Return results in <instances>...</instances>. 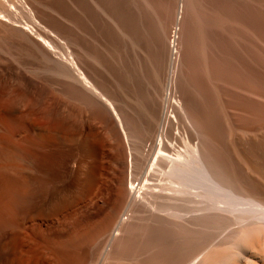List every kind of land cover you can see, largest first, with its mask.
<instances>
[{"label":"bare ground","instance_id":"bare-ground-1","mask_svg":"<svg viewBox=\"0 0 264 264\" xmlns=\"http://www.w3.org/2000/svg\"><path fill=\"white\" fill-rule=\"evenodd\" d=\"M54 1L55 0H0V34H4V35L9 34V36L7 38L9 40V42L8 41L5 42L4 40H2L4 46H0V54L2 53V55L4 54L7 56L11 55L13 57H11V56L10 57L14 58V56H15L14 52H17V51H12L13 49L15 50V48H13V47H16L17 48L16 50H18L19 48H20L19 50H21V48H22L23 53H24V50H27L25 52L30 53L35 59L37 57V59H36L37 62H38L39 58L42 59L43 63L40 61V59H39V62H41V64H43V65H41L38 62L40 64V67L42 66V68H37L39 64H37V67L35 68V66L33 64H30V65H33V66H31V68L29 66V68L31 69V71L29 69L30 74L27 73L28 69L27 70L24 69V68H27L28 66L27 67L25 66L23 68L25 70V72L27 74H29L30 76L32 75L31 78L33 76H34L33 78L38 77L37 80L40 82H41L40 76L48 77L46 79L47 80L49 79V81L51 82L50 84L52 85L54 90L56 87L55 85H59L60 82H62L61 84H63V85L66 84V87L68 86L69 89L66 88L65 86H63V87L66 88L67 90L71 91V94H70L71 100H70V105H68V106L70 107V111L72 112V116H73V114L77 113L78 108L81 111H83V110L85 111V109H82L81 105L83 107L84 106L91 107L92 110L93 109L95 110L94 114L93 113L91 114L89 121L85 120L84 122H82V124H79L77 121L80 119H77V120L73 119V121H71L72 122L71 123V125H72L71 129L72 130H70V133L77 134L79 132H83V133H85V136H86L93 127H95V128H96V126L102 127L103 131L98 132L97 133V134H99L98 136H96L97 134L95 136H93V137H97L96 142L98 144H102V143H104L103 141H104L105 136H107V138H109V134L105 129L107 127L106 126L107 123H111V125L116 126L118 128V130L121 131L123 137L128 141V143H127L128 144V152H127V158L125 156L126 161L124 163V167H123L124 169L120 170V173L118 175H115L116 173L114 174L113 171H111L112 173L110 172L111 174H110V176L108 175L109 177L107 178V185H110L111 187L110 188L107 187L105 195L102 196V194H101L100 195L101 197H98L97 201H95V202H97L98 205H97L96 211L94 213V219H93L94 228L97 230V232L99 234V238L102 241L105 240L106 242H109L112 244L115 240L122 239V238L126 237V232H128L127 231L128 225H130V226L131 225H135V226L138 225V226H141L140 230L142 229V227H143V230L146 227L145 230H147V228H149L151 231H154L156 233L157 232L161 233V231H164L166 233V235H161V237L165 236L164 240L167 242V244H165L164 241H163V243L161 242L160 243L161 246L165 245V247L159 246L162 249L158 247L159 251H155L154 254L152 255V257L148 258L149 259L148 261L137 260V261H134L132 263L119 262L117 264H264V179L263 180L261 179L259 181H252L251 179H249V176H247L248 178H245L246 176L243 177L242 175H240L241 174L240 170H238V172H237L235 168L228 167V166H225V165L218 163L215 160L213 154L211 153V150L209 152V151L205 150L204 147L202 148L201 146H199L200 142L198 143L199 139L197 140L198 135H196L197 132H196L195 126L191 125L192 123L185 126V120L187 118V115L184 114L185 112L183 110V104L185 102L184 87H186V86H183V82H182L183 80L182 81L180 80L182 82V83H180V81L176 79V75H175V69L177 67V64H175L176 60L173 63L175 65H173L172 62L170 63L172 55H170V56L168 55L169 50L171 49L170 43H168L169 41L167 42L168 44H166V39L167 38L169 39L170 35H167L168 37L163 36V39H162V42L160 43V45L158 43H156L157 46L159 47V50H158L159 53L156 54L157 56L156 55L151 56L149 59L145 58V56H146L145 49L147 46H145L142 41H143V39L145 41L148 40L149 34H151L150 32H152L151 31L152 25H150L151 23L149 22L150 21L149 20L150 13L148 12L149 6H148L147 0H144L145 5H144V8L142 7L143 10L140 11V9H139L137 14L134 16L135 18L133 17L134 18L133 22L129 21V23H125L126 18L124 20L123 19L124 17L122 18L121 16H118L119 14L118 15L116 14L114 9L112 8V7H114V5L111 7V5H109L107 3V0H61L64 2V5H65L64 8H60V6L59 7L53 6L52 3ZM191 1H193V0H191ZM197 1L199 2V0H197ZM235 1H237V3L240 2V0L239 1L235 0ZM112 2H113V0H112ZM183 2H187V1L183 0ZM198 2H196V3H198ZM196 3H194V1H193V4H196ZM204 3H206V1ZM204 3L203 4L200 3V5L198 4V6L201 7V4H202V6H206V4H204ZM58 4H59V2H58ZM128 4L129 3H127V6H128ZM225 4H227V3H225ZM141 5H142V3H141ZM221 5H222V3H221ZM231 5H233V4H230V6ZM180 6H181V4H180ZM198 6H196V7L200 11L207 9V7H206L205 9L203 8V10H201L202 7L199 8ZM213 6L214 5H212V7ZM230 6L228 7V9L231 8ZM185 7L188 8L187 5ZM190 7H193V12H194V10H196V7H194L192 5H190ZM222 7H220L221 10H222ZM233 7L234 6H232V8ZM198 9L196 11H198ZM220 9L216 10L217 13L215 15L218 14V10L220 11ZM223 9H225V7H223ZM151 10H155V9H153V7L151 6ZM189 11H190V9H189ZM212 11H213V13L212 12L211 13L214 14V10H212ZM222 11H224V10H222ZM153 12H155V11H153ZM157 12L159 13L160 11H157ZM173 12L174 11H172V13ZM221 12H219V14ZM125 13H128V12H125ZM209 13H210V11H209ZM176 14H177V12H176ZM185 14L188 15V11ZM225 14H226V12H225ZM122 15H124V14H122ZM156 15L158 17L157 13H156ZM159 15H160V13H159ZM166 15H167V13H166ZM197 15L199 17L200 12ZM161 16H163V14ZM221 16H222V14L217 15V17L219 18L220 21H221ZM223 17H226V15L225 16L223 15ZM234 17H232V18H234ZM236 17H238V16H236ZM163 18H165V16ZM172 18H173V16H172ZM179 18H181V17L179 16ZM47 19L50 22H53L54 24H56L58 27H60L62 29V31L65 33V36L62 37L61 36L62 33L60 35V32H59V30H57L58 27L56 25L52 26L49 23H47L48 21H45ZM159 19H157V20L159 21ZM198 19H200V17L196 18V20H198ZM227 19H230V16ZM227 19L224 18V21L227 22ZM161 21L162 20H160L158 23L159 24L164 23V24H162V27H163V30H165L168 26L166 25V22H161ZM193 21H194V19H193ZM241 22L243 23V25H245L244 24L245 22H243L242 20L240 21V23ZM235 23H236V21H235ZM235 23L233 22L232 25H235ZM198 25L196 24L195 26H193V28L195 27V30H197L198 28L196 29V26L199 27ZM226 25H229V24H226ZM240 25H242V24H240ZM243 25L241 26L242 29L244 27ZM222 26H224L223 23H221V27ZM54 28H56V29H54ZM172 28H174V27H172ZM200 28H202V27L200 26L199 29ZM240 28H239V30H240ZM233 29H234V27H233ZM235 29H237V28H235ZM159 30H161V29H159ZM239 30H238V33L240 34L241 31H239ZM153 31L155 32V29ZM166 31L165 32L162 31V33H165V35H166ZM200 31L202 32L203 30H200ZM213 31H215V30H213ZM245 31H247V30H245ZM245 31H243V32H245ZM195 32H198V31H195ZM259 33H261V32H259ZM167 34H170V32ZM256 34H255V36H256ZM214 35H215V33H214ZM214 35L212 37H214ZM241 35H242V33H241ZM243 35H245V34H243ZM204 36L205 35L202 36L203 39H205ZM215 37H216V35H215ZM197 38H195L196 41H197ZM260 38H262V37H260ZM216 39H218V37H216ZM256 39H258V37H256ZM196 41L193 45H194V47L197 46V50H199L200 48L198 49V47H200V46H198V44L196 45ZM220 41H221V39H220ZM193 42H194V40H193ZM224 42H226V41H224ZM240 42L241 41H239V43ZM192 43H190V45ZM243 43L245 45L247 44L245 42H243ZM220 44H223V43L221 42ZM205 46H207V45L205 44ZM251 46H253V44ZM251 46H249V47H251ZM258 46H260V45H258ZM258 46H257V48H258ZM209 47L212 48L213 46L209 45ZM209 47L207 46V48H209ZM234 47L235 46L233 45V48ZM238 47H239V45H238ZM190 48H192V47H190ZM226 48H228V47H226ZM255 48H254V50H256ZM193 49L196 50L195 48H193ZM201 49H202V53H203V55L201 53V56L204 57V54H206V52L204 53V51H206L208 49L204 48L206 50L203 51V45L202 44H201ZM19 50H18V52H19ZM190 50L192 51V49H190ZM194 50H193V52H194ZM229 50H230V48L228 49V51ZM258 50L260 51V49H258ZM10 52H13V53H10ZM152 52H154V51H152ZM155 52L157 53L156 49H155ZM193 52H190L191 56H192V54H194ZM239 52H240V50H239ZM197 53H198V51H197ZM258 53H260V52H258ZM261 53H262V51H261ZM188 54H189V51H188ZM195 54H196V52H195ZM198 54H200V53H198ZM151 55H152V53H151ZM214 55H215V53H214ZM238 55H240V54H238ZM25 56H27V54ZM30 56H28V58L27 59L25 58L24 60L28 61L29 58H31V60H33L32 59L33 57H30ZM20 57H21V55L16 59L21 60ZM169 57H171V58L169 59ZM11 58H8V60ZM243 58H244V56H243ZM5 59H7V58H3L2 60L1 59L0 60L3 61ZM245 59H246V57H245ZM180 60H181V58H180ZM1 61H0V68H1V63H2V65L7 67V64L5 62H1ZM192 61H194V60H192ZM195 61H197V60H195ZM205 61H207V58ZM17 62L15 64H17ZM33 62H36V61H33ZM182 62L183 61H181L180 63L182 64ZM19 63L17 65L20 66L21 63L20 64ZM29 63H30L29 61H28V64L25 61L24 64L29 65ZM31 63H32V61H31ZM192 63L193 62H191V64ZM196 63L197 62H195V64ZM207 63H208V61H207ZM24 64L22 63L20 67H23L22 65H24ZM182 65H184V64H182ZM192 65H194V64H192ZM225 65H227V64H225ZM196 66H197V64L195 65V67ZM217 66H215L216 70H217ZM32 67H34V68H32ZM169 67H170V69H169ZM180 67H182V66H180ZM206 67H207V65H206ZM245 67H247V66H245ZM13 68H15L14 70L17 71V69H16V67H14V65H13ZM199 68L197 67L196 69H199ZM209 68H211V67H209ZM1 69H0V71H1ZM20 69H22V68H20ZM144 69H146V73H147L146 77H144L145 73L143 74ZM196 69L193 68L192 71H194ZM6 70H7V72L9 71L8 67ZM14 70L12 72H14ZM10 71H11V69H10ZM203 71H205V70H203ZM7 72H6V74H7ZM17 72L25 73V72H22V70L17 71ZM178 72H179V70H178ZM210 72H214V74H215V71H212V70L208 71L207 73H210ZM191 73L192 72H190V74ZM195 73L196 72H194V74ZM39 74H41V75L38 76ZM3 75H5V74H3ZM11 75H10V79H11ZM22 75L23 74H21V77L24 76V75L23 76ZM181 75H184V73L183 74L181 73ZM189 75L187 76L188 77L187 79H189ZM209 75H205V76H208L209 78H211ZM15 76L17 78L18 75L16 74ZM15 76L12 78H15ZM216 76H217V74H216ZM6 77H7V75H6ZM21 77H18V78L20 79ZM192 77H194V76H192ZM192 77L190 79H192ZM195 77H196V74H195ZM208 77L206 79L207 81L209 79ZM219 77H221V76L219 75ZM23 78H26V77L24 76ZM42 78L45 80V77H42ZM194 78L192 79V82L190 81L191 83L195 82V81L193 82ZM239 78H240V76H239ZM250 78H252V77H250ZM7 79H9V78H7ZM10 79H9V81H10ZM15 79H13V80H15ZM19 79L18 80L16 79L17 82L19 81ZM35 79H33V80H35ZM43 79H42V82H43ZM178 79H180V77ZM182 79H183V76H182ZM16 80H15V82H16ZM24 80L22 79V82H24ZM211 80H213V79H211ZM258 80H259V78H258ZM9 81L0 79V92L2 94L6 95V93L9 92L8 90H10L11 88H14V90H16V92L14 91L15 95L12 98L14 108H19V107L25 105L23 103L27 102L28 94L26 95L25 93L16 89V87H14V85H12V83ZM38 81H37V83H38ZM49 81H47V82H49ZM185 81H186V79H185ZM243 81H245V79ZM253 81H255V80H253ZM17 82H16V84L18 85L19 83H17ZM19 82H21V80ZM47 82L44 81L43 82V83H45L44 85H47L46 84ZM26 83H28V81ZM35 83H34V85H37ZM213 83H215V82H213ZM22 84H19V88L22 87ZM38 84H40V83H38ZM50 84L48 83V85H50ZM25 85H27V84H25ZM232 85H234V84L232 83ZM27 86L30 88L31 85L29 86V83H28ZM59 86L61 87V85H59ZM250 86H252V85H250ZM48 87H47V89H48ZM52 87H51V89H53ZM63 87H61V88H63ZM252 87H248V88L250 89ZM26 88L27 87L25 86V89ZM43 88H42V90H43ZM240 88L243 89V93H244V91H245V93H248L249 91L252 90V89L249 90L245 86H242V85ZM240 88H238V89H240ZM257 88L256 89L253 88V90L250 92V95L253 94L252 95L253 98L261 100L263 98L264 94L261 93V91ZM259 88H261V87H259ZM30 89L33 91L32 88H30ZM38 89H39V92H38ZM51 89H49V90H51ZM57 89L59 91L60 88H56V90ZM22 90H24V88ZM28 90L26 89L25 91L27 93L31 91V90H29V91ZM40 90H41L40 87L39 88L37 87L36 91L39 94H40V92L42 94H44L43 91H40ZM44 91L48 92V90L46 91V89ZM58 91H57V93H58ZM60 91H61V89H60ZM37 92L34 91V93H37ZM31 93L32 92H30L29 95ZM50 93H51V91H50ZM57 93L52 94V96L54 97L55 95L61 94L60 92L58 94ZM31 96H34L33 93ZM39 96H41V95H39ZM46 96H48V94H46ZM46 96L45 97L41 96V97L45 98V100H46ZM49 96H51V94H49ZM239 97H240V94H239ZM241 97H242V100L239 103V108L235 107V109L240 110L241 112H245V110H248L245 108V106H247V105H245V100H248V99H244L245 94H242V92H241ZM35 98L36 97H34L32 101H34ZM50 98H48V99H50ZM55 99H57V98H55ZM63 100L65 102V98ZM51 101H49V102H51ZM47 103H48V101H46V105H47ZM60 103L62 104L63 102H60ZM65 103H67V101ZM80 103H81V105H80L81 108L78 106ZM251 103H253V102H251ZM57 104H59V103H57ZM55 106H56V103H55ZM57 106H59V105H57ZM256 106L258 108L260 107L259 109H261V108L264 109L263 99H262V101H260V103L256 104L253 109L256 110L257 109ZM60 107L59 108L56 107L57 110H60L61 109ZM88 107H87V109H88ZM252 107H253V104H252ZM64 108L65 107L63 105L62 110ZM66 108L64 110H68ZM262 109H261V111H262ZM250 110L251 109H249V112H250ZM93 111H91V112H93ZM63 112H65V111H63ZM63 112H61V113H63ZM80 112H78V113H80ZM85 112L89 115L90 111L88 110ZM252 112H254V111H252ZM255 112H257V111H255ZM263 112H261V113L259 112V114H263ZM82 113H80V114H82ZM59 114H60V112H59ZM59 114L57 112V115H59ZM80 114H79V116H81ZM251 114H254V113H251ZM257 114H258V112H257ZM1 115L3 116V113H1ZM85 115H84V117H86ZM185 115H186V117H185ZM43 116H41V117H43ZM61 116H62V114L60 115V117ZM15 118H18V117H15ZM15 118H11V119H15ZM47 118H49L48 120L50 123H56V124L60 123L61 124V121H58L59 119L50 118L48 116H47ZM81 118H82V116H81ZM228 118H229V116H228ZM262 118L264 119L263 115H262ZM262 118L260 119L261 121L263 120ZM60 120H61V118H60ZM81 120H84V119H81ZM255 120L257 121L258 119H255ZM4 121H6V120L4 119ZM4 121H3V125L5 123ZM228 122H230V121H228ZM187 123H188V121H187ZM1 124H2V122H1ZM42 124H44V123H42ZM131 124H132V126H131ZM228 124L229 123H227L226 125H228ZM23 125L21 124L22 127H23ZM111 125L109 127H111ZM37 126L39 128L38 124H37ZM37 126H36V129H37ZM45 126L47 128V124ZM45 126L42 125V127H45ZM130 126L131 127L134 126L133 130L135 129V127H137L138 129L144 131V133L147 135L148 140L151 141L149 147L148 146H147L148 148L146 147L147 149L145 148L146 145L142 143L143 138L141 140H140V137H139V139H138V137H137V139H134L133 135H135L136 131H133L132 129H130ZM7 127L10 129V131L12 130L9 126H7ZM24 128L26 129V127H24ZM28 128L29 127H27V129ZM4 129H6V126L3 128V126L0 125V140H1L0 143L4 141L3 138L7 137L6 136V135H8L7 132H10L9 130L6 131L7 129L6 130H4ZM40 129H43V128H40ZM55 129H57V128L54 127V130ZM54 130H53V132H54ZM108 130H110V129H108ZM198 130H199V128H198ZM230 130H231V127H230ZM23 131H24V129H23ZM47 131L48 130L45 129V132L43 130L41 134H43V132H44V134L45 133L47 134ZM114 131H116V130H114ZM132 131L134 133L133 135H132ZM142 131H140L141 135L143 134ZM26 132H27V130H26ZM40 132H41V130H40ZM40 132L38 131V134ZM58 132H56V133H58ZM109 132H111V130ZM118 132L119 131H117L116 133L113 132L115 137H116V134H118ZM137 132H138V130H137ZM29 133H31V132H29ZM35 133H36V130L34 131V135H35ZM61 134L62 133L59 134V137H61L60 136ZM145 134H144V136H145ZM11 135H12V132H11ZM21 135H22V132H21ZM50 135H48V136H50ZM23 136H24V134H23ZM23 136H22V139H23ZM149 136H151V137H149ZM7 138H9V137H7ZM40 138H44V137H41V135H40ZM144 138L146 139V136ZM2 139H3V141H2ZM12 139L13 138H11V140ZM64 139H67V138H64ZM25 140L27 141V139H25ZM29 140L31 141V139H29ZM126 140H125V143H126ZM6 141H8V140L6 139ZM6 141H4V142L6 143ZM4 142L1 143L2 145L0 144V169L12 171L11 169H14V168L16 169V167L20 168L22 170L23 174H21V176H18L17 180L16 179L12 180L14 177V175H13L12 179H11L12 180L11 186L18 188L19 190H24V187L27 185V178H26L25 174L28 173L31 165L28 164L27 160L26 161L22 160L23 162H25V164H23V165H21L22 162H20V161H18V162H20L19 166L15 165V163H13V161H12V157L16 156V155H13L12 153H14V150H13V149H15L14 147H17L18 145L16 146V143L11 145V146L8 144L5 145ZM29 143H31V142H29ZM38 143H39V140L37 143L36 142L31 143L32 144L31 149L41 150L42 146L40 144L38 145ZM105 143H107V142L105 141ZM19 144H20V142H19ZM83 144H84V140L81 143V145H83ZM20 145H22V143ZM86 147H87V145H86ZM20 150H22V149H20ZM26 150L29 151V149H26ZM104 150H106V149H104ZM83 151H85V150H83ZM24 153H25V151H24ZM22 155H24V154H22ZM22 155L20 154L21 157H22ZM221 157H223V156L221 155ZM23 158H25V157H22V159ZM220 161H221V159H220ZM223 161L225 162V160H223ZM30 164H32V163H30ZM20 165H21V167H20ZM31 167H35V166H31ZM263 167H264V165H263ZM244 174H245V172H244ZM2 177H3V175H2ZM29 177H31V176H29ZM256 180H258V179L256 178ZM5 187H7V186H5ZM201 188H203V190L205 191L204 193L207 196L206 198L201 197V194H202L201 193L202 191H200ZM26 189L28 190V188H26ZM100 189L102 190V188H100ZM100 193H102V192H100ZM203 194H202V196H203ZM95 195H97V194H95ZM199 196L202 198V200L203 199L204 200L201 201ZM88 198H90V197H88ZM91 198H92V196H91ZM89 201H91V199ZM45 203H46V201H45ZM77 203H78L77 199L72 198L69 202H67V203L65 202L59 208H57L58 210L55 208H49L48 207L50 213H46V211L43 213H45L46 216H49V215L53 214V212L54 213L59 212L63 207H66V206L76 207ZM110 203H112V205H109ZM42 204H44V203H42ZM83 204H84V202H83ZM44 206H45V204H44ZM79 207H80V204H79ZM39 208H41V207H39ZM89 208L90 207H87V209H89ZM80 211H82V210H80ZM92 211H91V213H92ZM65 212H66V210H65ZM69 212H71V211H69ZM80 214L82 215V213H80ZM39 215L40 214L38 211L31 218H37ZM75 217H78V216H75ZM133 228H135V227L133 226ZM137 229H138V227L136 228L135 232H137ZM150 230H149V233H150L149 235H153L154 233L152 232L153 234H151ZM129 231H131V230H129ZM133 231H134V229H133ZM139 232L140 231L138 230V233ZM145 233H141V234L144 236ZM18 234L14 235L15 236V237H13L14 240L16 239V237L18 238ZM149 235H148V237H149ZM137 236H139V234H137ZM153 236H150V237H153ZM155 236H157V235H155ZM140 237H141V235H140ZM145 237H147V236H145ZM158 237H157V239H158ZM203 239H205L204 241H206L205 243L203 242L204 244L201 243V241ZM137 240L140 242V238ZM146 240H147V238H146ZM157 241H159V240H157ZM130 242H132V241H130ZM151 242H154V241H151ZM15 243H16V241H15ZM140 243H142V242H140ZM19 244L20 245H18V244L17 245L20 248L24 246V243L22 241H20ZM150 245H151V251L156 250L154 248L155 247L154 245H152V244H150ZM19 247L16 248V252H14V254L12 255V258H11L12 264H25V263L26 264H32L31 263L32 262L31 257L28 256V252H25V250L23 248H21V250H19ZM144 247H147V246H144ZM148 247L150 248L149 245H148ZM152 247L154 248V250H152ZM143 250H144V248H143ZM50 252H52V251H50ZM145 252L147 253V250ZM109 254H110L109 251H107L105 254V260L110 257ZM150 256L151 255H149L147 257H150ZM0 258H2V257H0ZM45 258H46V256H45ZM45 258L39 259V256H38V259L36 258L37 264H56L55 260L58 259L57 257H55L54 253L48 254L47 258L46 259ZM55 258H57V259H55ZM91 258L89 259V262L87 264H96L95 262H93V259H91ZM138 259H139V257H138ZM109 261H111V260H109ZM96 262H98V261H96ZM0 264H3V263L0 261Z\"/></svg>","mask_w":264,"mask_h":264},{"label":"rangeland","instance_id":"rangeland-1","mask_svg":"<svg viewBox=\"0 0 264 264\" xmlns=\"http://www.w3.org/2000/svg\"><path fill=\"white\" fill-rule=\"evenodd\" d=\"M60 1L61 0H55L52 3L53 6H57V7L60 6V8H64L65 7L64 2L63 1L60 2ZM184 1H187V2H183V0H179V1L178 0H175V1L174 0H151V1L147 0L148 6H149L148 12L150 13V15H149L150 21L149 22L151 23L150 25H152L151 26L152 32H150L151 34H149L148 40L145 41L143 39V41H142L143 44L145 46H147L145 49V51H146L145 58L149 59L151 56H155L156 54H158L159 53V51H158L159 47L157 46L156 43H158L160 45V43L162 42L163 36L170 35L169 39L168 38L166 39V44L170 43V48H171L170 49L171 51L169 50V53H168L169 56L172 55V58L169 57V59L171 58L170 63L172 62V64H173L176 60V62H175V64H177V67L175 69L176 79L179 81L183 80L182 81L183 86H186V87H184L185 102L183 104V110L185 112L184 114L187 115V118L185 120V126L188 124H191V123H192L191 125L195 126V129L197 132L196 135H198L197 140L199 139L198 143L200 142L199 146H201L202 148L204 147V149L209 151V152L211 150V153L213 154L215 160L218 163L225 165V166H228V167L235 168L237 172H238V170H240L241 171V174L239 173L240 175H242L243 177L246 176L245 178H248L247 176H249V179H251L252 181H259L261 179L263 180L264 179V173H263L264 172V167H263V165H264V122H263L264 119L262 118V115L264 116V112H263L264 109L261 108L262 109V111H261V109H259L260 107L258 108L257 106H256V108H257L256 110L253 108L255 107L256 104L260 103V101H262V99H263V104H264V96L261 100L255 99V98H253L252 93H251L252 95H250V92L253 90V88L256 89L258 87L257 89H259L261 91V93L264 94V42H263L264 41V0H240V2H238V3L235 0H211V1L210 0H199V2L197 0L196 1L193 0L194 3L198 2V3H196L197 5L193 4V1H191V0H184ZM205 1H206V3H204ZM58 2H59V4H58ZM113 2H112V0H107V3L109 5H111V7L114 5L115 8L114 7H112V8L114 9V11L116 12L117 15L119 14L118 16H121L122 18L124 17L123 18L124 20L126 18L125 23H129V21L133 22V19L135 18L134 16L137 14L139 9H140V11H142L144 8V5H145L144 0H140V1L139 0H113ZM127 3H129L128 6H127ZM141 3H142V5H141ZM200 3H202V4L204 3V4H206V6H202V4H201V7H202L201 8L200 6H198V4L200 5ZM221 3H222V5H221ZM225 3H227V4H225ZM180 4H181V6H180ZM189 4L194 6V7L198 6L199 8H201V10H203V8L205 9L207 7V9L210 11V13L207 9L200 11L197 7H196V10L198 9V11L194 10V12H193V7H190ZM230 4H233V5L230 6ZM186 5L190 9V11L188 8L185 7ZM212 5H214V6L212 7ZM151 6L155 10H151ZM222 6L225 7V9H223ZM229 6L231 7L230 9H228ZM232 6H234V7L232 8ZM220 7H222V10H224V11H222L220 9ZM211 9L214 10V14H212L213 11ZM217 9H220V11L218 10L217 15L222 14V16H221L222 22L219 20L217 15H215L217 13V11H216ZM153 11H155L158 14V17L156 15V13ZM157 11H160L159 12L160 15ZM172 11H174L175 13L174 12L172 13ZM187 11H188L189 16L187 14H185V13H187ZM125 12H128V13H125ZM176 12H177V14H176ZM199 12H200V16H199L200 19L196 20V18H199L197 15V14H199ZM219 12H221V13L219 14ZM225 12H226V14H225ZM161 13L163 14V16H161L162 15ZM166 13H167V15H166ZM122 14H124L125 16ZM171 15L173 16V18ZM223 15L224 16L226 15V17H223ZM164 16H165V18H163ZM179 16L181 18H179ZM229 16H230L231 20L227 19V18H229ZM236 16H238V17H236ZM232 17H234L235 19ZM224 18L227 19V22L224 21ZM157 19H159V21L162 20L161 22H166V25L168 27L166 26L167 28L165 30H163L162 24H164V23L159 24L158 23L159 21ZM193 19H194V21H193ZM240 19L243 22H245L244 23L245 25H243L242 22L240 23V21H241ZM45 21H48L47 23H49L52 26L56 25L53 22H50L48 19ZM235 21H236V23H235ZM220 22L223 23V25H224V26H222L223 28L221 27ZM233 22L235 23V25H232ZM239 23L244 26L243 29L241 27L242 25H240ZM196 24L197 25L199 24L198 26L199 27L201 26L202 28L199 29V27L196 26V29L197 28L198 29L195 30V27L193 28V26H195ZM226 24H229V25H226ZM172 27H174V28H172ZM233 27H234V29H233ZM59 28L60 27H58L57 30H59L60 35L62 33L61 36L64 37L65 33L62 31L61 28L60 29ZM235 28H237V29H235ZM239 28H240V30H239ZM54 29H56V28H54ZM152 29L153 30L155 29L156 33ZM159 29H161V30H159ZM244 29L247 31L249 30L248 31L249 33L247 31H245ZM194 30L198 31V32H195ZM200 30H203V31L201 32ZM213 30H215V31H213ZM238 30L241 31L240 34L238 33ZM162 31L163 32L166 31V35H165V33H162ZM243 31H245V32H243ZM169 32H170V34H167ZM259 32H261V33H259ZM214 33H215L216 37H218V39H216ZM241 33H242V35H241ZM243 34H245V35H243ZM255 34H256V36H255ZM203 35H205L204 37L206 40L203 39V37H202ZM213 35H214V37H212ZM8 36H9V34H7V35L0 34V46H4L2 40H4L5 42H7V41L9 42V40L7 39ZM256 37H258V39H256ZM260 37H262V38H260ZM195 38H197V41L195 40ZM192 39L194 40V42ZM220 39H221V41H220ZM195 41H196V45L198 44V46H200V47H198V49L200 48L199 50H197V46L194 47V45H193L195 43ZM224 41H226V42H224ZM239 41H241V42L239 43ZM221 42L223 44L224 43L225 44L224 45L220 44ZM243 42H245L247 44L245 45ZM190 43H192V44L190 45ZM204 43L208 47H209V45H211L214 48L213 47L207 48V46H205ZM201 44L203 45V51L208 49V50L204 51V53L206 52V54H207V55L204 54V57L201 56V53H202ZM232 44L235 46L234 48H233ZM252 44H253V46H251ZM238 45H239V47H238ZM258 45H260V46H258ZM189 46L192 48H190ZM249 46H251L252 48ZM257 46H258V48H257ZM226 47H228V48H226ZM13 48H15V50ZM13 48H12L13 49L12 51H17V52H14V55H15L14 58L15 59L11 58V57H13L11 55H10L11 56L10 57V56L4 55V54L2 55V53L0 54L1 60L3 58H7L3 61H1V60L0 61L5 62L7 64L8 70H9L7 72V70H6L7 67L2 65V63H1V68L3 66L4 67L2 69L0 68L1 69L0 75L2 76V77L0 76V79L9 81L10 75L13 73L11 75V79L9 82H11L12 85H14V87H16V89H18L19 91L25 93L26 95L28 94V96H27V102L23 103L25 105L19 107L20 108L19 109V108H14L13 102H12V98L14 97L15 92H16V90H14V88H11L10 90H8L9 92H7L6 95L2 94L0 92V125H2L3 128L6 126L7 130L4 129L6 131H8V130L10 131V129L7 126H9L12 129L10 132H7L8 135H6V136L9 138H7V137L3 138L4 141H6V139L8 141H6V143L3 141V139H2V141L4 142L5 145L8 144L11 146V145L16 143V146L17 145L19 146V147L18 146L14 147L15 148V149H13L14 153H12L13 155H16V156L12 157V161H13V163H15V165L19 166L20 162H22L21 165H23V164H25V162H23L22 160H25V161L27 160L29 165L35 166V167L30 166V170L31 169L32 170L31 171L29 170L28 173L25 174V176L27 178V185L24 187V190H19L18 188L11 186L12 180H14V179L17 180L18 179L17 177L21 176V174H23L22 170L20 168L16 167V169L15 168L11 169L12 171L0 169V257H2V258H0V261L3 264H12V262H11L12 255L14 254V252H16V248L19 247L18 245H20L19 244L20 241H22L24 243V246L21 248H23L25 250V252H28V256L31 257V261H32L31 263L32 264H37L36 260L38 259V256H39V259L45 258V256L47 258L48 254H51V253H54L55 257L58 258V259L55 258V259H57V260H55L56 264H87L91 257H92L91 259H93V262H95L96 264H100V263L101 264H110V263L111 264H117L119 262L132 263V262L137 261V260L148 261L149 260L148 258H151L155 251H159L158 249L163 247V246L165 247V245L161 246V244H160L161 242L163 243V241H164L165 244H167V242L164 240L165 236L161 237V235H166V233L164 231H161V233L160 232L156 233L154 231H151L149 228H147V230H145L146 227L144 228V230H143V227L140 230L141 226H138V225L137 226H135V225L130 226V225H128L127 226L128 232H126V237H124L122 239H117L111 244L109 242H106L105 240L102 241L99 238V234L93 225L94 213H95L96 207L98 205L97 202H95V201H97L98 197H101L100 196L101 194H102V196L105 195L107 187L108 188L111 187L110 185H107V178L112 173L111 171H113L114 174L116 173L115 175H118L120 173V170L124 169L123 167H124V163L126 161L127 152H128V144H127L128 141L123 137L121 131L118 130V128L116 126L111 125V123H107V125H106L107 127L105 129L109 134V138H107V136H105L104 141H103L104 143H102V144H98L96 142L97 137H93L98 132L103 131L102 127H99V126H96V128L93 127L91 129L92 131L90 130L86 136H85V133H83V132H79L77 134L70 133V130H72L71 129L72 128L71 127L72 126L71 121H73V119H75V120L80 119L77 121L79 124H82V122H84L85 120L89 121L91 114L92 113L94 114L95 110L93 109L94 110L93 111L92 108L88 107V106L83 107L80 103L78 105L79 107L81 105L82 109H85V111L89 110L90 112L91 111H93V112H91V113L89 112V115H88L84 110L81 111L78 108L77 113L73 114V116H72V112L70 111V107L68 106V105H70V100H71V96H70L71 91L66 89V88H68V86L66 87V84L63 85V84H61L62 82L59 81L60 82L59 85H61V87L65 86L66 88H64V87L61 88L59 85H55L56 87L54 86L55 87V90H54V88L50 84L51 82L49 81V79L48 80L46 79L48 77L40 76L41 74H39L38 76L41 77L40 78L41 82L37 80L38 77H35L36 79L33 78L34 76L31 78L32 75L31 76L29 75L30 71H31V69H30L31 66L34 65L36 68L37 64H39V63L41 64V62L43 60L39 58L41 62H39V59H38V62H39L38 63L36 60L37 57L35 59L30 53L25 52L27 50H24V53H23L22 48H21L22 51L19 50L20 48L18 49L19 52H18V50H16L17 49L16 47H13ZM193 48H195L196 50H194ZM204 48H206V49H204ZM229 48L232 52L230 50L228 51ZM254 48L256 50H254ZM155 49H156L157 53L155 52ZM190 49H192V51ZM258 49H260V51ZM193 50H194V52H193ZM239 50H240V52H239ZM152 51H154V52H152ZM188 51H189V54H188ZM197 51L200 54H198ZM243 51L244 52L246 51V52L244 53ZM261 51H262V53H261ZM190 52L194 53V54H192V56L194 58L191 56ZM195 52H196V54H195ZM258 52H260V53H258ZM10 53H13V52H10ZM25 53L27 54V56H25L26 55ZM151 53H152V55H151ZM214 53H215V55H214ZM238 54H240V55H238ZM20 55H21V57H20L21 60H17L16 58H18ZM202 55H203V53H202ZM28 56L33 57L32 58L33 60H31V58H29L28 59V61L30 62L29 65H25L24 64L25 61L27 62V64H28V61L24 60V59L25 58L27 59ZM243 56H244V58H243ZM245 57H246V59H245ZM8 58H11V59L8 60ZM180 58H181V60H180ZM206 58H207L208 63H207V61H205ZM192 60H194V61H192ZM195 60H197V61H195ZM31 61H32V63H31ZM33 61H36V62H33ZM181 61H183L182 64H184V65H182L180 63ZM16 62H17V64L19 62L21 64L23 63L24 64V65H22L23 67H20L21 66L20 63H19L20 66L15 64ZM191 62H193L192 64H194V65H192ZM195 62H197L196 67H195V65H196ZM9 64L10 65L12 64V65L10 66ZM30 64H33V65H30ZM40 64L38 65L37 68H42V66L40 67ZM175 64H173V65H175ZM225 64H227V65H225ZM13 65H14V67H16L17 71L22 70V72H25L24 69H26V70L28 69V71L30 69L29 72L27 71V73H29V74H27L26 72L25 73L20 72L26 78H23L24 77L23 75H22L23 77H21V74L19 72H17L16 70H14L15 68H13ZM41 65H43V64H41ZM179 65L182 67H180ZM206 65H207V67H206ZM25 66L26 67L28 66V67L24 68ZM29 66H30V68H29ZM215 66H217L218 71L216 70ZM245 66H247V67H245ZM197 67L198 68L200 67V68L196 69ZM209 67H211V68H209ZM9 68L11 69V71ZM20 68H22V69H20ZM32 68H34V67H32ZM193 68L196 70L192 71ZM201 68L205 71H203ZM169 69H170V67H169ZM13 70H14V72H12ZM178 70H179V72H178ZM211 70L215 71V74H214V72H210L211 74L207 73L208 71H211ZM6 72H7V74H6ZM190 72H192L193 74L192 73L190 74ZM194 72H196L195 73L196 77H195ZM181 73L182 74L184 73L185 76L181 75ZM3 74H5V75H3ZM16 74L18 75L17 78L15 76ZM143 74H144V77H146V74H147L146 69L143 70ZM216 74H217V76H216ZM6 75H7V77H6ZM188 75H189V79H187ZM205 75H209L211 78H209L208 76H205ZM219 75L221 77H219ZM14 76L17 80L19 79L18 77H21L23 80L24 79L25 80H24V82H22V79L20 78L19 81L21 80V82H19V81L17 82V80L15 78H12ZM182 76H183V79H182ZM192 76H194L195 78ZM239 76H240V78H239ZM42 77H45V80ZM179 77H180V79H178ZM191 77H192V79L194 78V80H193V82L195 81L194 83H191L192 82V79H190ZM207 77L210 80L208 79V81H207L206 80ZM250 77H252V78H250ZM7 78H9V79H7ZM258 78H259V80H258ZM13 79H15L16 82L19 84L23 83L22 87L24 88V90H22L23 89L22 87L19 88V84L17 85L15 80H13ZM33 79H35V80H33ZM42 79H43V82L49 81L46 83L47 85H44L45 83L42 82ZM185 79H186V81H185ZM211 79H213V80H211ZM244 79H245V81H243ZM253 80H255V81H253ZM27 81L29 83V86L30 85L32 86V87L30 86V88H32L33 91L27 86L28 85V83H26ZM37 81L40 84H38ZM181 81H180V83H182ZM33 82L34 83L36 82L35 84H37V85H34ZM213 82H215V83H213ZM48 83L50 85H48ZM232 83L234 85H232ZM25 84H27V85H25ZM241 85L245 86L247 89H249L248 87H252V86L253 87L249 89V90H251V89L252 90L249 91L248 93H245V91L243 93V89L240 88ZM250 85H252V86H250ZM25 86L27 87L26 88L27 90L28 89L31 90L30 92H32L34 96H31L32 93L29 95L30 92L27 93L25 91L26 90ZM37 87L38 88L40 87V89H41L40 91H43V93L45 95L42 94L41 92L39 94L38 93L39 89H38V92L36 91ZM41 87L42 88L44 87L46 89V91L48 90L49 93L45 92L44 88L42 90ZM47 87H48V89H47ZM51 87L53 89H51ZM259 87H261V88H259ZM56 88H60L63 93L60 91V89H59V91H58V89L56 90ZM238 88H240L241 90ZM49 89H51V90H49ZM34 91L37 93H34ZM50 91H51V93H50ZM57 91H58V93L60 92L61 94L55 95L54 97L57 98V99H55L52 96V94L57 93ZM241 92H242V94H245L244 99H248V100H245V105H247V106H245V105L244 106L246 109H248V110H245V112H241L240 110L235 109V107L239 108V103L242 100ZM46 94H48V96H46ZM49 94H51V96H49ZM239 94H240V97H239ZM39 95H41L43 97L46 96V100H45V98H42ZM34 97H36V98L34 99V101H32ZM48 98H50V99H48ZM64 98H65V102L67 101V103L64 102V100H63ZM46 101H48L49 104L47 103V105H46ZM49 101H51L52 103ZM59 101L63 102V103L61 104ZM251 102H253V103H251ZM55 103H56V106H55ZM57 103H59V104H57ZM252 104H253V107H252ZM57 105H59V106H57ZM63 105L65 108L67 107L66 109H68V110H64L65 108L62 110ZM56 107L57 108L60 107L61 109L57 110ZM87 107H88V109H87ZM249 109H251V110L253 109L252 111H254V112H252L251 110L249 112ZM63 111H65L66 113ZM255 111H257L258 114ZM57 112H58V114L60 112V114L57 115ZM61 112H63L64 114ZM78 112H80V113L83 112V113L80 114ZM259 112L260 113L263 112V114H259ZM1 113H3V116L1 115ZM251 113H254V114H251ZM61 114H62V116L60 117ZM79 114L82 116V118H81V116H79ZM83 114L84 115L86 114L85 115L86 117H84ZM46 115L50 118L59 119L58 121H61V124L60 123L59 124L58 123L57 124L56 123H50L48 120L49 118H47ZM186 115H185V117H186ZM41 116H43V117H41ZM228 116H229V118H228ZM15 117H18V118H15ZM3 118L6 121H4ZM11 118H15V119H11ZM60 118H61V120H60ZM261 118L263 119L262 121L260 120ZM81 119H84V120H81ZM255 119H258V120L256 121ZM3 121L5 122L4 125H3ZM187 121H188V123H187ZM228 121H230V122H228ZM1 122H2V124H1ZM42 123H44V124H42ZM227 123H229L228 124L229 126L226 125ZM21 124L22 125L24 124L23 127L21 126ZM37 124L39 125V128H38ZM46 124H47V128L45 126ZM42 125L45 127H42ZM110 125H111V127H109ZM36 126H37V129H36ZM131 126H132V124H131ZM131 126H130V129L133 130L134 126L133 127H131ZM24 127H26V129ZM27 127H29V128L27 129ZM54 127L57 129L54 130ZM230 127H231V130H230ZM40 128H43V129H40ZM136 128L137 127H135V129L133 130V131H136L135 135H133L134 133L132 131V135L134 136V139H137V137L139 139V137H140V140H141L143 138L142 143L146 145V146L144 145L145 148L147 146L149 147L151 141L148 140L147 135L144 133V131H142L138 128L136 129ZM198 128H199V130H198ZM23 129H24V131H23ZM45 129L48 130L47 134L46 133L44 134ZM108 129H110L111 132H109L110 130H108ZM26 130L28 133L29 132H31V133L28 134L26 132ZM35 130H36V133L34 135ZM40 130H41V132H40ZM43 130H44V132H43L44 135L41 134ZM53 130L55 133L53 132ZM114 130H116V131H114ZM137 130H138V132H137ZM38 131L40 132L39 134H38ZM112 131L114 133L119 131L118 134H116V137L114 136V133ZM140 131H142V133H143L142 135L140 134ZM11 132H12V135H11ZM21 132H22V135H21ZM56 132H58V133H56ZM60 133H62L60 135L61 137H59ZM23 134H24V136H23ZM144 134L146 136V139L144 138L145 137ZM40 135H41V137H44L45 139L40 138ZM48 135H50V136H48ZM98 135L99 134H97L96 136H98ZM22 136H23V139H22ZM149 137H151V136H149ZM11 138H13V139L11 140ZM64 138H67V139H64ZM25 139H27V141ZM29 139H31V141ZM38 140H39L38 145L40 144L42 146L41 150L31 149V146H32L31 143H35V142L37 143ZM83 140H84L85 145L84 144L81 145ZM125 140H126V143H125ZM105 141L108 144L105 143ZM3 142H1V143H3ZM19 142H20V144L22 143V145H20ZM29 142H31V143H29ZM86 145H87V147H86ZM20 149H22V150H20ZM26 149H29V151ZM104 149H106V150H104ZM83 150H85V151H83ZM24 151H25V153H24ZM20 154L21 155L24 154L25 156L22 155V157H25V158L22 159ZM221 155L223 157H221ZM125 156H126V158H125ZM220 159H221V161H220ZM222 159L225 160V162ZM18 161H20V162H18ZM30 163H32V164H30ZM21 165H20V167H21ZM244 172H245V174H244ZM2 175H3V177H2ZM13 175H14V177L12 179ZM28 175L31 177H29ZM256 178L258 180H256ZM5 186H7V187H5ZM26 188H28V190ZM100 188H102V190ZM200 191H202L201 192L202 194L205 192L203 190V188H201ZM100 192H102V193H100ZM95 194H97V195H95ZM202 194H201L202 198L207 197L205 193L203 194V196H202ZM91 196H92V198H91ZM88 197H90V198H88ZM201 197H200V199H201V201H203L204 199L202 200ZM72 198L77 199L78 203H77L76 207L66 206V207H63L59 212H57V213L53 212V214H51L49 216H46L45 213H43L45 211H46V213H50L48 207L57 209L62 204H64L65 202L66 203L69 202ZM90 199H91V201H89ZM45 201H46V203H45ZM83 202H84V204H83ZM42 203H44L45 206ZM79 204H80V207H79ZM109 205H112V203H110ZM39 207H41V208H39ZM87 207H90V208L87 209ZM65 210H66V212H65ZM68 210L71 212H69ZM80 210H82V211H80ZM38 211H39L40 215L37 218H31ZM91 211H92V213H91ZM80 213H82V215ZM75 216H78V217H75ZM133 226L135 228H133ZM137 227H138L137 232H135ZM133 229H134V231H133ZM129 230H131L132 232ZM138 230L140 232L142 231L141 233H145L147 231L146 232L147 234L145 233L143 236L140 232L138 233ZM149 230L151 231V234L154 233L157 236H155L154 234H153L154 236L149 235L150 234ZM16 234H18V238L16 237V239L14 240L13 237H15L14 235H16ZM137 234H139V236H137ZM140 235H141V237H140ZM148 235H149V237H148ZM145 236H147V237H145ZM150 236H153V237H150ZM157 237H158V239H157ZM136 238L137 239L140 238V242H142V243H140ZM146 238L148 241L146 240ZM157 240H159V241H157ZM204 240L205 239H203L201 241V243H203V242L205 243L206 241H204ZM15 241H16V243H15ZM130 241H132V242H130ZM151 241H154V242H151ZM147 244L150 246V248L148 247ZM150 244L154 245L155 247L154 246L153 247L156 250H154V248L152 247V250H154V251H151V245ZM144 246H147L148 248L144 247ZM159 246H161V247H159ZM142 247L144 248V250ZM21 248L19 247V250H21ZM146 250H147V253L145 252ZM50 251H52V252H50ZM107 251H109L110 257L105 260V254ZM148 254L151 256L147 257V256H149ZM138 257H139V259H138ZM109 260H111V261H109ZM96 261H98V262H96Z\"/></svg>","mask_w":264,"mask_h":264}]
</instances>
